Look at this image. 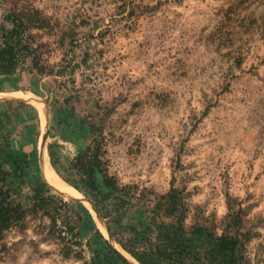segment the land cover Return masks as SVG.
<instances>
[{
  "label": "rangeland",
  "instance_id": "374dc122",
  "mask_svg": "<svg viewBox=\"0 0 264 264\" xmlns=\"http://www.w3.org/2000/svg\"><path fill=\"white\" fill-rule=\"evenodd\" d=\"M34 10L44 20L35 26L33 15L24 37L43 73L0 76V92L21 89L45 102L43 133L37 103L25 100L30 107L12 114L14 143L30 158L28 184L47 179L42 142L67 165L94 135L118 184L182 190L188 226L221 233L230 222V232L245 233L251 264H264V0H0V35L11 13L27 19ZM7 98L0 114L19 110L3 102L20 100ZM51 118L58 124L44 136ZM53 188L84 204L97 226L80 191ZM46 224L29 215L8 229L0 264H81L45 238ZM91 249L78 252L87 259Z\"/></svg>",
  "mask_w": 264,
  "mask_h": 264
},
{
  "label": "trees",
  "instance_id": "16d2710c",
  "mask_svg": "<svg viewBox=\"0 0 264 264\" xmlns=\"http://www.w3.org/2000/svg\"><path fill=\"white\" fill-rule=\"evenodd\" d=\"M33 12L27 19L24 15L10 14L12 27L0 35V76L27 69L43 73L37 48L31 47L24 37L33 15L37 18L35 26L44 20L37 16V10ZM3 103L7 107L16 104L19 110L0 114V238L8 229L21 225L27 216L40 215L47 218L45 238L59 243L66 255L73 251L83 260L81 264H130L104 237L79 200L64 198L45 177L28 184L30 158L28 152L14 143L18 132L13 117L30 105L21 100ZM49 108L52 110L51 103ZM58 121L61 122V117ZM56 124L51 118L48 136L53 135ZM88 127L94 130L92 124ZM101 149V143L93 135L90 143L67 165L49 147L50 162L65 181L93 204L105 219L112 238L139 264H251V257L244 250L245 233L239 229L230 232V222L221 233L198 223L188 226V205L182 190L171 187L166 193H157L137 184H118L102 165ZM23 184L30 186L21 200ZM94 241L102 244L100 249H91ZM86 247L93 251L87 259L78 252Z\"/></svg>",
  "mask_w": 264,
  "mask_h": 264
},
{
  "label": "bare ground",
  "instance_id": "6f19581e",
  "mask_svg": "<svg viewBox=\"0 0 264 264\" xmlns=\"http://www.w3.org/2000/svg\"><path fill=\"white\" fill-rule=\"evenodd\" d=\"M8 96L10 98H16V99H23V100H29L34 103H37L36 107L38 110H40V114L42 117V122H41V133L44 132L45 127H46V121H45V105L44 103H38L36 98L37 96L31 95L26 91H23L21 89L16 90V91H5V92H0V97ZM42 138V137H41ZM45 145V144H44ZM39 154L41 156V166L44 174L46 175L47 179L52 183L54 186H56L58 189L62 190L64 194H75L78 193L77 189H75L73 186L70 184L66 183L63 181V179L57 174V172L54 170L52 167L50 160H49V155L47 150L45 149V146L41 148L39 146ZM91 205V204H90ZM92 207V205H91ZM93 209V208H92ZM94 211V209H93ZM96 214V212L94 211ZM97 216V214H96ZM96 223L100 231L106 236V238L112 243V245L123 255L128 258L130 263L132 264H139V262L134 259L129 253H127L124 249H122L119 245L116 244V242L111 238L109 235V231L105 225V223L100 219L99 216L96 217ZM115 243V244H114Z\"/></svg>",
  "mask_w": 264,
  "mask_h": 264
},
{
  "label": "water",
  "instance_id": "95a60500",
  "mask_svg": "<svg viewBox=\"0 0 264 264\" xmlns=\"http://www.w3.org/2000/svg\"><path fill=\"white\" fill-rule=\"evenodd\" d=\"M10 99V98H9ZM23 100V99H22ZM46 130V129H45ZM48 131V130H47ZM47 131H45V133H44V136H46V135H48L47 134ZM41 148H43V142H42V145H41ZM40 153V152H39ZM41 168V167H40ZM42 170V169H41ZM43 171V170H42ZM53 186V185H52ZM54 187V186H53ZM87 201H89L88 199H86ZM89 203H91L90 201H89ZM91 205H92V208L94 209V211L96 212V214H97V216H99V217H101L102 219H103V217L99 214V212L96 210V208L93 206V204L91 203ZM105 223V222H104ZM105 225H106V223H105ZM106 227H107V225H106ZM108 229V228H107ZM109 231V230H108ZM109 235L111 236V234H110V232H109ZM111 238H112V236H111ZM113 239V238H112ZM114 240V239H113ZM109 241V240H108ZM115 241V240H114ZM110 242V241H109ZM116 242V241H115ZM110 244H112L111 242H110ZM117 250V249H116ZM118 251V250H117ZM119 252V251H118ZM120 253V252H119ZM121 254V253H120ZM122 255V254H121ZM123 256V255H122ZM125 259H126V257L125 256H123ZM128 261V260H127ZM129 262V261H128ZM130 263V262H129ZM130 264H132V263H130Z\"/></svg>",
  "mask_w": 264,
  "mask_h": 264
},
{
  "label": "crops",
  "instance_id": "0c3cea01",
  "mask_svg": "<svg viewBox=\"0 0 264 264\" xmlns=\"http://www.w3.org/2000/svg\"><path fill=\"white\" fill-rule=\"evenodd\" d=\"M7 99H9V98H7ZM10 99H13V98H10ZM18 100H21V101H25V100H22V99H18ZM37 102H39L38 100H37ZM45 103V102H44ZM35 104V103H34ZM49 160H50V158H49ZM38 162H39V159H38ZM51 163V162H50ZM52 165V164H51ZM55 169V168H54Z\"/></svg>",
  "mask_w": 264,
  "mask_h": 264
}]
</instances>
